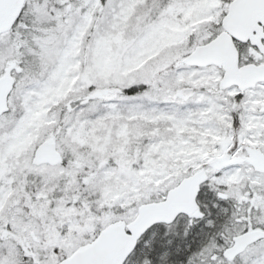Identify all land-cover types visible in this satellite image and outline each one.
Instances as JSON below:
<instances>
[{"label":"snow or ice","instance_id":"1","mask_svg":"<svg viewBox=\"0 0 264 264\" xmlns=\"http://www.w3.org/2000/svg\"><path fill=\"white\" fill-rule=\"evenodd\" d=\"M0 264H264V0H0Z\"/></svg>","mask_w":264,"mask_h":264}]
</instances>
